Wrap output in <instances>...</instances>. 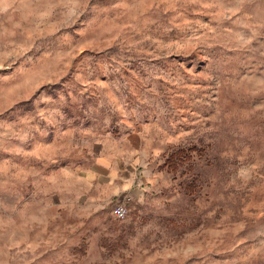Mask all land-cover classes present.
I'll list each match as a JSON object with an SVG mask.
<instances>
[{
  "label": "rangeland",
  "instance_id": "1",
  "mask_svg": "<svg viewBox=\"0 0 264 264\" xmlns=\"http://www.w3.org/2000/svg\"><path fill=\"white\" fill-rule=\"evenodd\" d=\"M0 264H264V0H0Z\"/></svg>",
  "mask_w": 264,
  "mask_h": 264
},
{
  "label": "trees",
  "instance_id": "2",
  "mask_svg": "<svg viewBox=\"0 0 264 264\" xmlns=\"http://www.w3.org/2000/svg\"><path fill=\"white\" fill-rule=\"evenodd\" d=\"M207 153V149L205 147H182L174 150L171 152L163 165H161L162 170H166L167 172L171 174H177L180 169L189 166L193 163L195 155L197 156H204ZM187 191L190 195L195 194L196 192V186L195 185H189L187 187Z\"/></svg>",
  "mask_w": 264,
  "mask_h": 264
},
{
  "label": "built area",
  "instance_id": "3",
  "mask_svg": "<svg viewBox=\"0 0 264 264\" xmlns=\"http://www.w3.org/2000/svg\"><path fill=\"white\" fill-rule=\"evenodd\" d=\"M127 214V209L126 207H124L123 205L121 206H118L116 209H115V215L117 218L119 219H123Z\"/></svg>",
  "mask_w": 264,
  "mask_h": 264
}]
</instances>
